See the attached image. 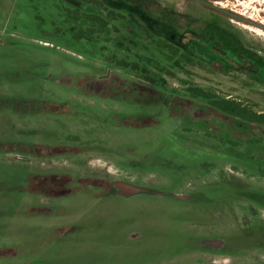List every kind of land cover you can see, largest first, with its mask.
I'll return each mask as SVG.
<instances>
[{"label": "rangeland", "instance_id": "1", "mask_svg": "<svg viewBox=\"0 0 264 264\" xmlns=\"http://www.w3.org/2000/svg\"><path fill=\"white\" fill-rule=\"evenodd\" d=\"M96 1L0 0V264H264V125L182 98L199 87L264 114L263 0H155L196 20L181 33ZM71 11L107 20L166 90L87 53L76 35L99 48L111 35H89ZM132 14L188 63L173 67ZM210 22L235 34L242 57L204 39ZM110 84L123 92L103 96ZM51 175L71 177L73 193L32 188Z\"/></svg>", "mask_w": 264, "mask_h": 264}, {"label": "trees", "instance_id": "2", "mask_svg": "<svg viewBox=\"0 0 264 264\" xmlns=\"http://www.w3.org/2000/svg\"><path fill=\"white\" fill-rule=\"evenodd\" d=\"M119 1H125L131 4L137 9L141 17L145 18L146 20L149 19L150 21H153L155 27L158 30L157 33L164 32L166 28H171L178 33H181L185 29L189 30L192 27H195L194 29H198L196 28L197 26H194L196 24V20L191 19L187 15L175 12L174 10L163 8L155 0ZM88 3L95 4L99 7H104L103 3L100 1L90 0V2ZM71 14L73 15V19L75 21H84L85 23L91 24L92 27L87 31L89 35L92 36L95 32L93 26H99L102 30H105L106 33H109V35H111L108 38V44L101 46L100 48L96 47L97 45L95 44H91V42L89 41V36H85L84 34L76 35L74 39L81 43V46L87 53H89L93 57L102 58L104 62H106V64L110 65L113 68L124 71L128 75L145 80V82L150 86L159 87L161 89L165 87L163 79L151 70L153 61L151 58H145L140 54L139 51L133 53L132 51L124 49L122 44L113 42L115 38L112 35L113 31L111 30L107 20H103V18H101L100 16L92 13L80 14L78 11H71ZM108 15L109 18L111 16H114L113 12H108ZM130 23L138 26L139 30L145 34L144 36L146 39H149L151 41V45L156 50L164 52L168 55V61L173 67L179 68L181 67L182 62L188 63V60L190 58L186 56V54H184L182 49L168 43V41L150 32L144 26L145 24L137 20L136 16L133 14L130 17ZM203 31V33L207 35L204 39L209 44L214 45L216 42H218L221 45H225L227 47L226 50L228 51L226 52H230V54L233 53L234 55L240 54L241 57L243 56L242 54H244V51L243 49H241L240 43L237 41L235 34H233L230 30L222 28L216 22H210L204 26ZM59 32L62 33L61 30H56V33ZM85 46H87L88 48L86 49ZM260 68L261 74L264 75V63L262 66H260ZM132 87H134V85ZM151 90L152 89H149V92ZM108 91H110V89H108ZM103 96L106 97V95ZM176 97L181 98L180 95ZM182 98H186V101L201 103L205 105V108H208L213 112H217L218 114H222L227 118L242 122L250 126L257 124L264 125V114H257L249 106H246L243 103L236 101L235 99L218 97L215 93L203 88H189L185 92V95H182ZM177 104L178 103L176 101L170 98V108H177ZM36 178L37 177L32 176L31 186H34L32 188H34L36 192H41V185L34 181ZM55 178H58V183H64L65 181L70 184L74 183V180L67 175L53 176L51 180L56 181Z\"/></svg>", "mask_w": 264, "mask_h": 264}, {"label": "flooded vegetation", "instance_id": "3", "mask_svg": "<svg viewBox=\"0 0 264 264\" xmlns=\"http://www.w3.org/2000/svg\"><path fill=\"white\" fill-rule=\"evenodd\" d=\"M125 87V86H124ZM140 87V86H138ZM101 91H103L106 95V97L108 96L107 92H111L114 94V92H116V94L118 93V95L120 93L123 92V86L121 85H116V84H110V85H101L100 87ZM108 89H110V91H108ZM133 89H137L135 88V86L133 87ZM113 90H117V91H113ZM138 90V89H137ZM110 93V94H111ZM37 178L34 180L36 181V183L40 184V190L42 195L48 196V197H54V198H58V197H63V196H67L72 194V190H70V188L67 190L65 187H63V183H58V178H55L56 181H52L51 178L53 177V175L51 176H47L44 177L43 176H36ZM32 179V177H31ZM52 181V182H51ZM88 181L90 183H98L96 182V180H91V179H84L82 181H78V182H86ZM75 183V182H74ZM120 192L125 193V191L121 188H119Z\"/></svg>", "mask_w": 264, "mask_h": 264}, {"label": "bare ground", "instance_id": "4", "mask_svg": "<svg viewBox=\"0 0 264 264\" xmlns=\"http://www.w3.org/2000/svg\"><path fill=\"white\" fill-rule=\"evenodd\" d=\"M263 2H264V0H263ZM119 188L123 189L125 191V193H131L132 194V193L138 192V190H135V189L123 186V185H119Z\"/></svg>", "mask_w": 264, "mask_h": 264}]
</instances>
